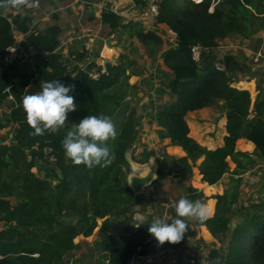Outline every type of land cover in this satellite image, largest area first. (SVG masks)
Listing matches in <instances>:
<instances>
[{
    "label": "trees",
    "instance_id": "1",
    "mask_svg": "<svg viewBox=\"0 0 264 264\" xmlns=\"http://www.w3.org/2000/svg\"><path fill=\"white\" fill-rule=\"evenodd\" d=\"M134 1L146 5L149 0ZM158 3L157 25L177 34V44L164 57L165 66L175 75L170 89L177 100L159 112L157 121L163 129L162 136L185 153L173 159L171 169L188 170L190 177L195 173L194 180L208 187L218 185L226 174L232 175L229 187L221 194L208 196L203 191L199 194L197 188L190 186L183 195L193 201L209 202L208 218L198 221L206 237L207 231L212 235L225 234L230 224L229 214L241 193V176L253 164L251 156L238 149V142L245 140L252 144L264 163V99L257 95L254 100L248 83L230 77V74L249 73L247 64L229 55L222 62L225 71L218 72L208 54L218 46L219 40L229 35L250 39L262 32L264 5L258 4V0H224L212 11V0H159ZM29 22L26 11L19 15L12 10H0V105L8 99L6 91L10 89L13 97L10 121L16 128L13 141L0 145V222L3 224L0 264H61L80 237L89 239L96 232L100 238L98 249L106 264H128L139 249L147 254L154 239L147 231L150 221L134 228L136 197L124 171L126 154L137 138L141 119L136 111L131 112L117 138L108 142L115 160L106 168L74 165L64 154L62 140L87 115L103 114L112 119L118 115L128 97L127 88L121 87L129 81L128 72L135 63L128 64L123 56L118 66L99 67L95 63L85 64V53L60 55L56 50L61 29L51 27L45 34H39L29 28ZM101 22L112 32H127L145 46L163 43L157 30L146 31L139 22L124 23L119 14L109 9L104 11ZM14 27L26 35V48L36 53L30 61L5 66L2 60L15 44ZM196 46L204 49L201 63L193 59L192 49ZM71 65L75 66L73 71ZM93 73L99 74L98 79L92 78ZM52 80L75 85L70 94L75 98L76 110L68 114V122L56 132L30 135L34 130L27 124L22 106L17 105L28 95L31 85L35 83L41 89L44 82ZM217 100L223 102L227 115V136L223 147L209 150L190 136L186 115L210 107ZM51 155L57 160L53 163L55 188L49 180L50 174L40 178L34 173L38 162H51ZM171 169L159 170L157 181L173 178ZM17 193L20 201L13 204L11 199ZM121 222L123 229L118 231ZM195 235L188 225L181 242L166 244L177 250ZM172 264H197V261L181 255ZM226 264H264L263 211L234 230Z\"/></svg>",
    "mask_w": 264,
    "mask_h": 264
},
{
    "label": "crops",
    "instance_id": "2",
    "mask_svg": "<svg viewBox=\"0 0 264 264\" xmlns=\"http://www.w3.org/2000/svg\"><path fill=\"white\" fill-rule=\"evenodd\" d=\"M107 9L118 13L124 23H141L146 31L167 29L157 25L156 19L149 12L148 2L144 5L134 0H98L94 2L40 0L38 8L26 10V12L30 17L28 25L32 31L45 34L51 27L61 29L60 44L56 50L60 55L67 57L72 53H85L84 63H95L99 67L109 64L118 66L121 64L123 56H128L131 61H134L135 64L128 72L131 77V92L127 99L139 111L141 123L137 138L126 154L125 179L132 189L131 185L135 179L144 178L150 173L155 175V180L151 185L145 186L142 193L135 195L134 228H137L135 224L139 223L141 218L145 223L151 221L154 216H161L165 213L174 218V211H169L173 207V200L162 208L152 202L150 197L156 192L158 171L167 172L172 167L174 158H181L185 155L182 149L172 146L170 141L162 136L163 129L157 121L159 112L177 100L170 89V83L174 80L175 75L164 64V57L169 49L167 45L164 44L160 48L145 46L135 38L132 40V46L121 47L116 39V32H112L101 22L102 15ZM117 34L131 38L127 32L123 34L117 32ZM158 35L162 37L159 33ZM164 35L162 39L167 41L168 34L164 33ZM13 36L15 40H26V35L19 32L16 27L13 29ZM232 39H226V42H231ZM253 46L254 44L245 40L244 46L240 48L250 57L252 64V71L246 74L245 80L240 81L249 84L248 89L254 100L258 96L264 99V43L258 49H254ZM227 47L229 46H225V48ZM236 56L235 54L234 57ZM186 121L190 128V136L201 146L209 150H216L224 146L227 136L226 113L215 112L212 107H207L188 113ZM238 149L248 153L251 159L256 162L247 168L246 173L241 176L242 179L250 176L256 167H264V163L259 159L252 144L240 140ZM135 152H138L137 156H134ZM37 166L38 170L35 168L34 173L40 178H45L48 174L40 171V168H43L42 165L37 164ZM229 176L232 175L226 174L220 183L213 187L205 186L192 178L184 184V188L194 186L198 189L199 194L203 191L208 196L221 194L227 189L228 181L226 179ZM49 177L50 182H54L52 187L55 188L57 186L56 178L52 174ZM171 178L168 176L162 182H171ZM179 179L178 175L174 181ZM208 204L209 202L206 201L207 206ZM202 229L200 227L201 233H203ZM207 234L210 232L207 231ZM203 235L205 236L204 233ZM99 240V232H96L89 239L80 237L78 242L82 241V243L98 248Z\"/></svg>",
    "mask_w": 264,
    "mask_h": 264
},
{
    "label": "rangeland",
    "instance_id": "3",
    "mask_svg": "<svg viewBox=\"0 0 264 264\" xmlns=\"http://www.w3.org/2000/svg\"><path fill=\"white\" fill-rule=\"evenodd\" d=\"M223 1L224 0H212V11L216 7H220ZM260 3L264 5V0H258V4ZM261 16L263 17V15ZM157 32L162 35V37L165 36L164 33L168 34L167 36L169 37L167 29L159 31L157 30ZM168 37L167 41L163 40L162 45L156 47L160 48V46L162 47L164 46V44L167 45L168 48L173 47L169 43ZM116 39L118 41V44H120L121 47L125 48L127 46H132V40H134L135 38H126L124 35L122 36L116 33ZM226 39L232 40L231 42H226ZM226 39L219 40L218 46L209 52L208 57L211 58L215 64L218 62H223L225 57L229 55L234 56L236 54L237 59L247 64L249 67V71H252L250 57H248L245 54L246 52L241 50L240 48L244 46L245 40H247L248 42L254 44V49H258L262 45V43H264V30L262 32L256 33L250 39H245L239 34L229 35ZM225 46L229 47L225 48ZM130 61V58L127 56V63L130 64ZM74 67L75 66L71 65L70 70L73 71ZM79 67L84 68V65H80ZM230 77L233 79V81L246 79V75H240L237 73L230 74ZM130 78L127 84H124V86L121 87L122 90L127 88L128 95H130L131 92ZM40 90L41 89L37 87V84L34 83L30 86L28 95L39 92ZM131 103L132 102L127 99L124 102L121 111L118 113L117 116L112 119L116 125L118 132L123 126L124 122L129 118L131 112L136 111V115L139 118L141 117L140 115H138L139 111ZM222 105L223 102L221 100H217L210 107H212L215 112L225 113ZM11 111L12 102L7 99L4 103H2V105H0V145L3 143H11L16 133V128L10 121ZM255 163L256 162L253 161V164ZM37 164L42 165L41 167L43 168H40L41 172L46 173L48 175L52 174L53 177L56 175V168L53 163L41 161ZM36 169L38 170V166H36ZM171 170H173L174 172V177L171 178V182L167 183L157 181L158 185H155L156 192L150 197V200L152 202H155L158 207H166L171 200H173L174 204L175 200L185 195L186 188H184V184L187 183L188 180L192 179L195 175V173H193V175L190 177V173L188 170ZM194 172L196 171L194 170ZM178 175L180 179L174 181V179ZM231 178L232 176H229L226 179V181H228L227 188L230 185ZM51 184H54V182H51ZM11 201L13 204L18 203L20 201V195L17 193L11 199ZM200 201L206 204V201L204 199ZM171 210L174 211L173 215L174 218H176L174 208L172 207L169 211ZM261 211L264 212V167H256V169H254L253 173L250 174V176L242 179L241 193L239 195L238 203L233 208V211L229 214L230 224L227 233L217 235H212L210 233L206 237L203 235V233L200 232V225L198 221H195L193 219H187L186 223L193 230H195L196 235L192 239L186 241L183 246L177 250L169 248L166 243L160 245L155 239H153V241L159 244V247L163 248L167 252L165 260L155 264H172L174 259L181 255H188L195 258L197 264H226L229 242L234 230L237 227H241L247 222L251 221ZM132 220L133 222H135L134 217ZM122 223L123 222L120 223V226L117 229L118 231H122ZM0 228H3V224L1 222ZM61 264H106V260L105 256L97 248V246H89V244H86L84 242L82 243V241H77L74 250L65 257L64 262Z\"/></svg>",
    "mask_w": 264,
    "mask_h": 264
},
{
    "label": "clouds",
    "instance_id": "4",
    "mask_svg": "<svg viewBox=\"0 0 264 264\" xmlns=\"http://www.w3.org/2000/svg\"><path fill=\"white\" fill-rule=\"evenodd\" d=\"M40 0H0V10H12L24 15L26 10L38 8ZM75 85H65L59 80L44 82L41 90L25 95L18 107L23 108L27 124L34 131L33 136L56 132L68 122V114L76 110L75 98L72 93ZM116 125L106 115H87L74 128L68 131L62 140L66 158L76 166L84 165L89 169L109 167L115 160L108 142L118 136ZM176 218L168 214L154 216L148 223V233L163 245L166 242L177 244L188 231L187 219L203 222L208 218L206 204L200 200H191L182 196L173 204ZM145 224L143 218L135 224Z\"/></svg>",
    "mask_w": 264,
    "mask_h": 264
},
{
    "label": "built area",
    "instance_id": "5",
    "mask_svg": "<svg viewBox=\"0 0 264 264\" xmlns=\"http://www.w3.org/2000/svg\"><path fill=\"white\" fill-rule=\"evenodd\" d=\"M196 1H199V0H196ZM158 2L159 0H149L148 1L149 12L152 15V17H154L155 19L159 15V3ZM128 17H129V20H131L130 16ZM168 33H169V37H168L169 43L172 46H175L177 44V34L170 29H168ZM203 52H204V49L202 47L200 46L193 47L192 53H193V59L195 62L201 63ZM35 53L36 51L34 49L26 48L25 40H15V44L7 50V54L3 58L2 62L4 63L5 66H11V65H14L15 63L30 61L31 57ZM215 69L218 72L225 71L222 65V62L215 63ZM98 77H99L98 73L92 74L93 79H98ZM6 92L9 94L8 100L12 102L13 97L10 95V89H8ZM48 153L51 154L52 151L49 150ZM137 155H138V152H135L134 156H137ZM50 161L52 163H55L57 161L54 155H51ZM152 242L150 244V250L147 254H144L142 250L139 249L138 253L129 261L128 264H155V263L164 261L167 255L166 250L159 247V244H157L155 241L152 240Z\"/></svg>",
    "mask_w": 264,
    "mask_h": 264
},
{
    "label": "water",
    "instance_id": "6",
    "mask_svg": "<svg viewBox=\"0 0 264 264\" xmlns=\"http://www.w3.org/2000/svg\"><path fill=\"white\" fill-rule=\"evenodd\" d=\"M155 180V175L153 173L148 174L144 178H137L132 182V191L135 195L142 193L145 186L151 185Z\"/></svg>",
    "mask_w": 264,
    "mask_h": 264
}]
</instances>
